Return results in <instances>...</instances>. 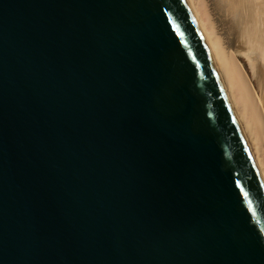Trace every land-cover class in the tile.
<instances>
[{"label":"water","instance_id":"water-1","mask_svg":"<svg viewBox=\"0 0 264 264\" xmlns=\"http://www.w3.org/2000/svg\"><path fill=\"white\" fill-rule=\"evenodd\" d=\"M0 264H264L186 0H0Z\"/></svg>","mask_w":264,"mask_h":264},{"label":"bare ground","instance_id":"bare-ground-1","mask_svg":"<svg viewBox=\"0 0 264 264\" xmlns=\"http://www.w3.org/2000/svg\"><path fill=\"white\" fill-rule=\"evenodd\" d=\"M264 190V0H186Z\"/></svg>","mask_w":264,"mask_h":264}]
</instances>
